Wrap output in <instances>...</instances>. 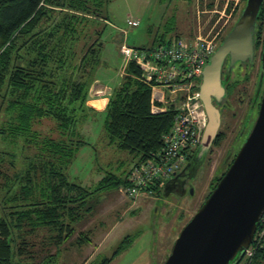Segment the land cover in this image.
Wrapping results in <instances>:
<instances>
[{
	"label": "trees",
	"instance_id": "16d2710c",
	"mask_svg": "<svg viewBox=\"0 0 264 264\" xmlns=\"http://www.w3.org/2000/svg\"><path fill=\"white\" fill-rule=\"evenodd\" d=\"M109 1L0 0V138L31 149L22 167L12 174L11 165L3 166L10 153L6 156L0 151V264H38L22 260L26 232L44 227L60 244L73 234V224L83 212L90 211L86 202L93 193L126 183L125 171L120 176L107 170L89 189L70 181L67 175L77 150L86 144L81 133L83 123L95 114L86 102L96 79L94 74L102 64L100 36L105 27L101 22L108 20L104 8ZM242 1L241 9L246 0ZM172 19L164 23L166 32L154 37L151 47L183 37L174 33L176 21ZM91 27H95L92 34L97 36L89 42L85 40L86 30ZM252 33L255 46L260 48L264 42L263 3ZM248 65L251 69L254 66ZM233 71L227 97L241 82L233 80ZM141 72L139 65L129 62L103 111L108 144L137 159L162 148V137L170 130L175 115L174 109L163 108L154 99L153 89L141 79ZM197 81L200 83L201 78ZM252 98L259 107L261 95ZM43 119L54 122L53 134L37 129ZM223 137L222 132L217 133L213 145H219ZM10 156L12 164L15 154ZM224 173L215 179L212 189ZM162 188L154 191L156 196L164 193ZM79 238L83 241L86 236ZM122 248L119 245L100 264H110ZM16 256L27 263L14 261ZM263 262L264 247H260L250 264Z\"/></svg>",
	"mask_w": 264,
	"mask_h": 264
},
{
	"label": "rangeland",
	"instance_id": "374dc122",
	"mask_svg": "<svg viewBox=\"0 0 264 264\" xmlns=\"http://www.w3.org/2000/svg\"><path fill=\"white\" fill-rule=\"evenodd\" d=\"M242 6V0H111L104 8L108 20L104 21L105 24L103 20L101 22L105 27L100 36L102 64L94 77L112 79L117 86L121 79L119 75L124 76L127 65L132 62L127 60L121 46L150 48L153 38L166 32L164 23L172 18L176 21L174 33L181 34L185 39H192L198 34L214 35L218 46L239 17ZM129 18L138 20L139 24L129 27L126 24ZM98 26L96 28L99 29ZM94 28L86 30L88 38L85 40L90 42L95 39L97 35L92 34ZM190 32L192 35H189ZM253 65L252 69L245 64L235 67L233 80L241 82L238 81L232 95L227 97L229 106L223 109L220 130L224 137L219 145H213L211 155L198 168L192 184L187 185L183 193L161 191L156 196V192L144 188L134 197L127 196L124 189L132 184V176H137L134 173L136 166L145 159H137L132 153L108 144L103 123L104 110L101 115L96 112L90 114L81 129L86 144L79 147L69 165L68 179L89 189L107 170L120 176L125 171L126 183L117 189L93 193L86 202V208H90V211L83 212L82 217L73 224V234L60 244L54 242L51 231L44 227L26 232L23 241H26L27 247L22 260L38 264H100L103 258L111 257L120 245L123 246L122 250L110 264H129L137 255L141 259L145 255L150 264H163L183 226L212 191L215 179L226 171V161L244 142L241 130L248 122L250 129L253 126L258 101L254 102L252 91L259 71V59H254ZM157 88L153 91L154 99L161 102L163 108L176 110L179 102L172 100L171 91ZM102 103L94 104L102 107ZM36 127L44 133L53 134L55 124L50 119H43ZM0 151H4L6 156L7 152L15 154L14 166L13 162L9 163V157H13L10 155L3 164L4 168L11 165L9 172L12 174L22 167L23 159L31 149L21 148L20 143L10 145L0 138ZM2 195L3 191H0V199ZM85 236L86 239L81 241L79 237ZM14 261L20 260L16 256Z\"/></svg>",
	"mask_w": 264,
	"mask_h": 264
},
{
	"label": "water",
	"instance_id": "95a60500",
	"mask_svg": "<svg viewBox=\"0 0 264 264\" xmlns=\"http://www.w3.org/2000/svg\"><path fill=\"white\" fill-rule=\"evenodd\" d=\"M264 0H246L232 28L201 70L199 98L208 116L206 132L189 165L200 166L217 135L220 112L211 97L224 95L221 67L229 57L236 62L253 59V33ZM264 76V45L259 85ZM167 183L164 184L166 192ZM264 210V85L258 113L244 142L221 179L191 219L183 226L163 264H229L252 241Z\"/></svg>",
	"mask_w": 264,
	"mask_h": 264
},
{
	"label": "built area",
	"instance_id": "2783aa9c",
	"mask_svg": "<svg viewBox=\"0 0 264 264\" xmlns=\"http://www.w3.org/2000/svg\"><path fill=\"white\" fill-rule=\"evenodd\" d=\"M129 27L139 24L136 19H126ZM215 36L200 34L192 39L178 37L166 44L151 48H138L123 44L127 60L142 68L141 79L154 90L157 87L171 91V98L178 101L173 124L162 137V148L152 153L134 170L136 177L124 189L134 197L144 188H162L178 172L200 144L207 126L208 116L199 98V82L203 66L217 48ZM131 177V176H130ZM264 247V210L257 222L251 243L229 264H250L257 248Z\"/></svg>",
	"mask_w": 264,
	"mask_h": 264
},
{
	"label": "flooded vegetation",
	"instance_id": "af4514ba",
	"mask_svg": "<svg viewBox=\"0 0 264 264\" xmlns=\"http://www.w3.org/2000/svg\"><path fill=\"white\" fill-rule=\"evenodd\" d=\"M254 38V37H253ZM263 45H264V42L261 44V48L259 49V47H256L255 46V41L253 43V59L252 61H245V62H236L234 64V66L229 69V57H226L222 67H221V85L224 87V95L223 96H220V97H211V101L213 103V105L215 107L218 108L219 112H220V126H219V129H218V132H221L220 130V127L222 125V118H223V109L224 107L227 105L229 106V102H228V99H227V94H228V88H229V85H230V76L232 75V71L234 70V68L239 65L240 63L243 64V63H246L245 65H248L249 63H253L254 59H259V71H258V76H257V79H256V82L254 84V87H253V91H252V97H254V95L258 98L261 93H262V90H263V85H264V76H263V82L260 83V85L258 84L259 83V73H260V65H261V53H262V49H263ZM260 51V52H259ZM259 52V54H258ZM201 83V82H200ZM254 102H256L254 100ZM255 121V120H254ZM253 122V121H252ZM250 122H248L249 124ZM254 123V122H253ZM248 124L247 126L245 125V127L241 130L240 134H241V137H242V140L244 141L246 136L248 135L249 131L251 130L249 127H248ZM253 125V124H251ZM252 128V126H251ZM216 138V137H215ZM214 138V140H215ZM214 140L212 141L209 149L207 150L206 154H205V157L203 158L200 166L198 168H200L203 164V162L207 159V157L211 154L210 151L212 150V147H213V142ZM201 143V142H200ZM197 148V147H196ZM195 152V151H194ZM193 154H191V156L188 158V160L186 161V163L183 165V167L178 171L176 172L175 174L172 175L171 178H169L166 183H167V186H166V193L167 192H171V193H176V194H179V193H183L185 192L186 190V186L189 185V184H192V180L194 179L195 175H196V171H194V167L189 165L192 158H193ZM236 152L233 154V157L231 159H229L228 161H226L227 165H226V169L228 168V164L232 162V159L234 158ZM228 158V157H227ZM227 158L225 160H227ZM193 168V169H192ZM225 169V170H226ZM223 170V171H225ZM163 189H164V186H163Z\"/></svg>",
	"mask_w": 264,
	"mask_h": 264
},
{
	"label": "crops",
	"instance_id": "0c3cea01",
	"mask_svg": "<svg viewBox=\"0 0 264 264\" xmlns=\"http://www.w3.org/2000/svg\"><path fill=\"white\" fill-rule=\"evenodd\" d=\"M119 77L121 78L120 75ZM111 80L110 79L102 80V79L96 78L89 87V92H88L89 96H88V100L86 104L90 109H92V111L96 112V114L101 115L102 111L105 109L107 105V102L109 100V95L112 93L113 89L116 87L117 82L114 80L112 82ZM100 101L103 102L102 107H98L97 106L98 104H94ZM142 256H143V259H141V256L137 255L136 257L131 259L129 264H150L149 261L145 258V255H142Z\"/></svg>",
	"mask_w": 264,
	"mask_h": 264
}]
</instances>
